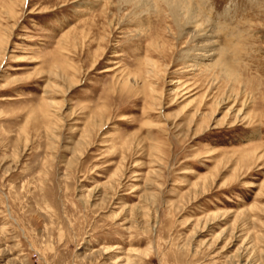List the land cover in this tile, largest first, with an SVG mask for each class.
<instances>
[{"label":"rangeland","instance_id":"1","mask_svg":"<svg viewBox=\"0 0 264 264\" xmlns=\"http://www.w3.org/2000/svg\"><path fill=\"white\" fill-rule=\"evenodd\" d=\"M0 264H264V0H0Z\"/></svg>","mask_w":264,"mask_h":264},{"label":"bare ground","instance_id":"2","mask_svg":"<svg viewBox=\"0 0 264 264\" xmlns=\"http://www.w3.org/2000/svg\"><path fill=\"white\" fill-rule=\"evenodd\" d=\"M173 11H175V10H173Z\"/></svg>","mask_w":264,"mask_h":264}]
</instances>
